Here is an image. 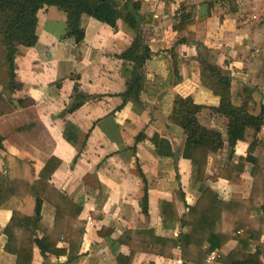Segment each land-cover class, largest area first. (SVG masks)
<instances>
[{
  "label": "crops",
  "instance_id": "0c3cea01",
  "mask_svg": "<svg viewBox=\"0 0 264 264\" xmlns=\"http://www.w3.org/2000/svg\"><path fill=\"white\" fill-rule=\"evenodd\" d=\"M134 1L142 4L141 13L146 15V22L141 24L143 37L154 54L145 70V89L140 100L127 104L120 111L113 113L122 100L115 95L125 90L132 70L129 63L118 57L128 48L132 37L126 26L113 28L101 22L95 24L94 18L83 15L81 25L85 39L79 44L60 43L68 27V14L58 6H50L46 12H40L43 26L35 48H20L17 91L13 97L24 99L25 106H6L0 100V135L5 137V146L14 158L16 173L34 181L46 161L55 156L61 166L53 182L67 194L83 191L86 195L80 216L86 221L80 258L73 262L67 261L66 257L54 263L45 261L34 245L32 264H119L107 243L98 236L100 226L118 230L155 227L160 231L159 201L162 199L172 201L179 217H184L186 203H194L198 193L191 187V162L182 157L186 134L169 120V116L175 98L179 96L194 95L200 102L218 103L217 98L202 88L199 66H214L230 76L235 102H239L242 90L249 88L252 90L251 110L253 108L257 113L259 106L264 104V25L251 29L250 33L241 30L223 36L218 33L215 37L201 28L195 37L196 44L178 47L179 73L176 74L169 54L174 35L169 31V25L173 18L170 17L162 29L155 26L157 19L161 25L164 23L161 22L162 16L166 15L164 2ZM218 1H213L214 15L204 13L205 16L199 17L213 22L212 34L217 33V18L222 17L218 14L220 10L227 12L219 10ZM89 25H95L99 30L96 36L87 34ZM83 95L88 96L85 104L73 113H66ZM213 116L208 126L226 136L229 120L220 114ZM68 120L83 131L78 146H73L63 136ZM139 134L140 141L137 140ZM155 135L169 140L175 153L173 159L157 155L152 144ZM243 146L247 148L244 142H239L235 158L246 155ZM227 158L228 149L219 154L212 153L207 173L216 159L219 160L217 167H220L215 177L208 175L221 197L228 198L231 192L247 196L251 183L247 173L243 174L241 185L232 186L218 178ZM3 166L0 158V168ZM159 171L170 173V178H159ZM146 188L148 210L142 205ZM34 208L35 200L31 197L20 206L28 214ZM13 209L12 205L0 209V261L6 238L3 230ZM44 215L47 214L44 212ZM173 235H179L178 229ZM261 247L264 263V234ZM152 261L159 262L154 255L137 253L134 264ZM167 264L182 262L175 258ZM211 264H217L216 260Z\"/></svg>",
  "mask_w": 264,
  "mask_h": 264
},
{
  "label": "trees",
  "instance_id": "16d2710c",
  "mask_svg": "<svg viewBox=\"0 0 264 264\" xmlns=\"http://www.w3.org/2000/svg\"><path fill=\"white\" fill-rule=\"evenodd\" d=\"M164 13L169 15L177 0H162ZM227 1L225 9L232 14L240 12V0ZM50 6H58L68 14V27L61 42L76 44L85 39L81 25L83 15L117 28L126 25L132 34L130 44L118 57L132 66L125 83V90L115 96L122 98L113 113L127 104L138 102L144 91L145 70L154 54L145 42L142 23L146 15L141 13L142 4L134 0H0V47L6 49L5 61L0 67V100L6 106H25L24 99H15L17 91V57L20 48L33 50L43 26L40 12ZM213 7V2L208 3ZM210 13H207L211 16ZM205 16V15H203ZM193 6H183L171 23L174 33L170 40L169 54L175 73H179L178 47L189 42V29L197 23ZM202 88L218 99L210 105L198 101L194 95L177 97L169 120L180 126L186 134L182 157L191 162V187L198 193L194 203H186L184 217H179L172 201H159L162 219L160 231L155 228H129L118 230L100 226L98 236L108 245L109 251L119 264H134L137 253L154 255L159 262L144 264H167L178 259L182 264H209L208 255L219 250L217 264H264L261 240L264 234V104L258 112L250 108L252 90L244 88L239 102L234 101L232 79L217 67L199 68ZM77 92V88H76ZM88 96L83 95L66 113L81 108ZM205 109L225 116L228 120L226 136L222 131L204 125L200 116ZM83 131L72 121L65 122L64 138L73 146L80 144ZM141 135L137 136L140 141ZM239 142L247 145L246 155L235 158ZM158 156L173 159L174 151L168 139L155 135L152 138ZM228 149V158L218 178L232 186L243 183L247 173L251 183L248 195L231 192L223 198L214 185L206 168L211 154ZM0 209L14 207L10 220L4 227V249L0 264H32L34 245L45 261L57 262L61 257L73 262L80 258L86 232V221L80 216L85 208L83 191L67 194L53 182L61 161L52 156L36 180L30 181L16 173L13 156L0 135ZM170 173L159 171L158 177L168 179ZM179 178V175H176ZM183 195V194H182ZM35 200V208L28 214L20 209L26 198ZM144 209L148 210V190L143 197ZM44 212L47 214L44 215ZM148 212V211H147ZM178 229L179 235L173 233ZM210 246V249L207 248Z\"/></svg>",
  "mask_w": 264,
  "mask_h": 264
},
{
  "label": "rangeland",
  "instance_id": "374dc122",
  "mask_svg": "<svg viewBox=\"0 0 264 264\" xmlns=\"http://www.w3.org/2000/svg\"><path fill=\"white\" fill-rule=\"evenodd\" d=\"M213 1L214 0H177V3L172 10L173 12L170 15H165V16L163 15L162 16L161 22L164 21V23H162V25H161L159 19H157L155 26L158 29H162L163 27H165L168 24L170 17L173 18L171 21V23H172L173 20L176 18V16L179 15V12H180L182 5L183 6H193L194 10H195V14L197 17L203 16L204 13L205 14L210 13V11L214 15L215 11H214V2ZM210 2H213V7H208V3H210ZM227 3H228L227 1L219 0L217 3L219 10L225 9V5ZM177 4H179L180 6ZM187 4H189V5H187ZM201 10H203V12H201ZM218 14L221 15L222 17L217 18V21H218V23L216 24V26H217L216 32L217 33H214V34L211 33V30L214 27L213 22H211V21L209 22L208 18L207 19L199 18L197 20V23L195 24L196 26L194 25L193 27H190V29H189V42L188 43L189 44H196L197 43L195 41V37L198 33H200L199 30L201 28L202 29L204 28L208 35L215 37L218 33H220V35L223 36V34H226V33L236 34L241 30L247 31L248 33H250L252 31L251 29H255L256 27H262L264 25V0H240V12L238 14H232L230 12H225V11L223 13L222 10H220V12ZM93 21L95 24L96 23L100 24V22H98L96 19H94ZM159 23H160V27H158ZM171 23H170L169 27H171ZM122 26H126V25L122 24ZM169 31L172 32L170 28H169ZM98 32H99V30H97L95 25H89V27H87V34L88 35H95L96 36V34ZM248 33H245V34H248ZM5 56H6V49L4 47H0V67L1 68H2L3 62L5 61ZM200 67L201 66H199V68ZM211 67H214V66H211ZM2 91H3L2 87L0 86V92H2ZM179 97H181V96H179ZM252 111H253V108H252ZM214 114H217V113L213 112L210 109H206L205 111L202 112V118L200 117L201 122L204 125H207V126L210 125V122H211L210 120L212 119V117H214L213 116ZM243 149H244L243 151L245 152L246 147L243 146ZM218 162H219V160L216 159L211 164V166L207 169L208 173L211 177L216 176L217 170L220 167V166L217 167ZM246 185H249V181L247 182V180H246ZM164 187L166 188V186H164ZM249 187H246V188L248 189ZM143 204L144 203L142 202V205ZM32 251H33V248H32Z\"/></svg>",
  "mask_w": 264,
  "mask_h": 264
},
{
  "label": "built area",
  "instance_id": "2783aa9c",
  "mask_svg": "<svg viewBox=\"0 0 264 264\" xmlns=\"http://www.w3.org/2000/svg\"><path fill=\"white\" fill-rule=\"evenodd\" d=\"M208 249H210V246H207ZM219 256V251L217 249L213 250L207 258V262L209 264L213 263L214 260H216V258Z\"/></svg>",
  "mask_w": 264,
  "mask_h": 264
}]
</instances>
